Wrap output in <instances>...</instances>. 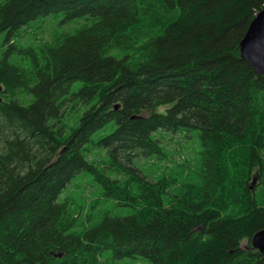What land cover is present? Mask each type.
Wrapping results in <instances>:
<instances>
[{
	"label": "trees",
	"instance_id": "obj_1",
	"mask_svg": "<svg viewBox=\"0 0 264 264\" xmlns=\"http://www.w3.org/2000/svg\"><path fill=\"white\" fill-rule=\"evenodd\" d=\"M262 7L0 0V264H264V76L240 53ZM184 142L186 195L138 165Z\"/></svg>",
	"mask_w": 264,
	"mask_h": 264
},
{
	"label": "rangeland",
	"instance_id": "obj_2",
	"mask_svg": "<svg viewBox=\"0 0 264 264\" xmlns=\"http://www.w3.org/2000/svg\"><path fill=\"white\" fill-rule=\"evenodd\" d=\"M49 24H51V21H48L47 23H45L44 26H42L41 29L39 30H43L45 32L41 31V34L39 35L38 33V28L36 27L35 24H33L31 26V30L30 33H35L38 37L37 39H39V37L44 36V38L48 39V37H51L52 31H49ZM72 26H76V24L72 21L71 23ZM51 32V34H50ZM82 109L79 106H75L74 107V111L69 112L68 114V110L66 112V121H75L76 117H77V112L81 111ZM98 134H102V132L98 133ZM182 139V138H181ZM169 146V147H168ZM165 145V150H164V156L162 157H157L154 158L153 160H143L140 161L138 163V165L142 168L145 169L148 172H151L155 177H160L164 176L167 180V178L169 176H172L170 181V187L174 188L176 191L181 190L179 193L186 195L185 190L182 189H177L175 187V185L179 188L183 187V183L184 186L188 187L187 191H191L194 188V185L192 184V181L188 178V172L189 170L186 167H181L178 168L177 170H173V167L175 164L177 163H185L186 164V159H187V155H190L192 151L191 147L187 146L185 144V142L183 144H181V146H177L176 148L170 146V145ZM97 155H100L99 153H97ZM94 157V156H93ZM174 160V161H173ZM161 168L164 169H170L171 171H166L163 170ZM123 175H121L120 178H122ZM79 179V180H77ZM87 182L89 183V178H86ZM86 180H82L80 177L76 178L75 182V187L74 185L71 186V188H69L71 194H75L76 196H78V200L83 203L89 210V212L92 215H97V214H102L99 213V209L103 210L101 208H103L102 204H96V206L94 208L91 207L92 204L97 203L98 200H101L99 198L98 195L96 194H92L95 190V187L92 185V183H89V186H85V181ZM92 194V195H91ZM97 209V211H96ZM143 212V211H142ZM95 219V218H93ZM247 244V240L243 242V245L246 246Z\"/></svg>",
	"mask_w": 264,
	"mask_h": 264
},
{
	"label": "water",
	"instance_id": "obj_3",
	"mask_svg": "<svg viewBox=\"0 0 264 264\" xmlns=\"http://www.w3.org/2000/svg\"><path fill=\"white\" fill-rule=\"evenodd\" d=\"M241 57L250 61L258 73L264 76V7H262L250 22L240 41ZM255 249L264 252V228L252 237Z\"/></svg>",
	"mask_w": 264,
	"mask_h": 264
},
{
	"label": "bare ground",
	"instance_id": "obj_4",
	"mask_svg": "<svg viewBox=\"0 0 264 264\" xmlns=\"http://www.w3.org/2000/svg\"><path fill=\"white\" fill-rule=\"evenodd\" d=\"M251 243H252V241H251ZM252 247H253V245H252ZM254 248V247H253Z\"/></svg>",
	"mask_w": 264,
	"mask_h": 264
}]
</instances>
